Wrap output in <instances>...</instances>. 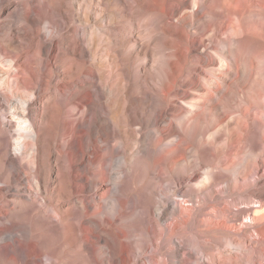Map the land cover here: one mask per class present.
I'll list each match as a JSON object with an SVG mask.
<instances>
[{
    "label": "bare ground",
    "instance_id": "1",
    "mask_svg": "<svg viewBox=\"0 0 264 264\" xmlns=\"http://www.w3.org/2000/svg\"><path fill=\"white\" fill-rule=\"evenodd\" d=\"M141 1L151 10L162 36L165 33L174 36L162 37L172 48L165 55L170 69L159 91L163 102L167 101L168 90L189 60L191 35L198 39L193 47L203 45L204 51L219 61V69L223 68L226 64L223 37L229 30L228 19L257 20L255 26L243 31L252 33L262 43L259 58L264 62V0H192L190 32L183 21L175 22L168 13L169 9L175 13L188 6L189 0ZM16 5L23 10H16ZM72 5V0H0V107L9 109L8 120L0 118V264H19L20 248L24 252L21 264H129L133 243L126 228L130 196L122 189L123 194L116 198L118 203L112 212L98 198L99 182L113 166L115 150L110 140L112 130L102 127L100 120L103 118L104 125L108 124L105 110L114 107L112 96L116 87L108 81L109 67H101L103 60L94 55L95 27L90 25L88 15L82 25L70 22L74 14ZM201 12L205 19L197 18ZM214 26L219 40L211 53L210 43L205 46V40L206 31ZM131 40L137 41L128 36L125 43ZM138 44L140 48L145 46L144 42ZM102 96L105 97L103 107ZM149 96L155 99L156 94L149 91ZM155 107L153 104L152 109ZM124 108L122 100L112 112L113 123L114 119L122 121ZM238 125L241 130L245 129L242 121ZM12 131H16L14 138ZM208 136L207 129L198 133L202 139ZM238 137V131L231 135L233 141ZM154 177L162 183L175 184L172 178L162 174ZM10 187L16 189L15 194H7ZM159 190L162 192V188ZM255 195L258 204L253 208L255 216L250 219L256 226L255 232L244 228V224L226 222L224 217L230 214L227 208H221L222 217L213 214V226L216 232L218 228L232 232L248 253L247 264H264V184ZM163 200V197L157 198L155 204L165 208ZM175 203L172 202L171 208ZM138 204L133 202L136 210ZM163 214L165 211L158 216ZM93 222L97 225L96 233L92 230ZM177 228L176 224L171 228L169 246L162 256L140 258L139 264H173L175 248L185 245L173 233ZM40 229L64 231V243L78 249L81 259L76 261L61 255L62 244L54 252L48 251L38 236ZM140 229L142 240L146 231L142 224ZM202 236L205 243L217 238L215 234ZM101 237L107 246L99 245ZM162 244L160 241V249ZM229 251L227 257L215 253L209 261L201 256L203 262L197 260L195 264H240V250Z\"/></svg>",
    "mask_w": 264,
    "mask_h": 264
},
{
    "label": "rangeland",
    "instance_id": "2",
    "mask_svg": "<svg viewBox=\"0 0 264 264\" xmlns=\"http://www.w3.org/2000/svg\"><path fill=\"white\" fill-rule=\"evenodd\" d=\"M72 1L74 14L70 22L82 25L83 18L89 16V23L97 33L94 55L103 60L101 67H109L108 81L116 87L112 96L114 107L105 110L108 124L104 125L103 118L100 120L102 127L112 130L110 140L115 150L114 164L107 177L99 182L98 198L112 212L118 203L116 198L123 194L122 189L130 196L126 228L133 243L129 264H139L140 258L162 256L169 246L167 240L174 224L178 228L173 233L185 245L175 248L173 264H195L197 260L201 263V256L209 261L215 253L227 257L231 249L240 250V264H247L248 253L232 232L225 228L216 232L213 214L222 217L221 208H227L230 214L224 217L226 222L244 224V228L255 232L256 226L250 221L258 204L255 192L264 184V62L259 58L262 43L243 30L251 29L257 20L247 17L226 20L229 30L223 37L226 64L222 69L218 67L219 61L204 51L203 45L193 47L198 39L191 35L189 60L163 102L159 91L170 69L165 55L172 48L162 37L174 36L168 33L162 36L151 10L141 0ZM166 5L169 7L170 3ZM191 5L189 0L188 6L175 13L168 8L169 16L175 22L183 21L189 32ZM17 9L23 10L16 5ZM197 18L205 19V14L201 12ZM128 36L135 37L136 43L133 40L125 43ZM51 39L54 41L55 37ZM217 40L215 26L209 28L205 46L210 43L211 53L217 48ZM139 42L145 43L144 48H140ZM149 91L156 94L155 99L149 96ZM104 100L102 96V107ZM122 100L125 104L122 121L114 119L113 123L112 112ZM8 113L9 109L0 107V118L5 122ZM238 121L245 124L244 130ZM201 129H207L206 139L198 137ZM234 131L239 133L235 141L231 139ZM12 133L14 138L16 131ZM158 174L172 178L175 184L162 183L154 177ZM15 193L13 187L7 189L8 195ZM161 197L165 208L155 204ZM173 201L176 203L171 208ZM133 202L139 203L137 210ZM162 211L165 214L159 217ZM139 224L146 231L142 240ZM92 230L97 231L94 222ZM24 231L26 234V227ZM37 233L48 251L54 252L62 244L61 255L76 261L81 259L78 249L64 243V231L40 229ZM204 234H215L217 238L205 243ZM160 241L164 242L161 249ZM99 245L107 246L103 237L99 238ZM23 258L20 248L19 264Z\"/></svg>",
    "mask_w": 264,
    "mask_h": 264
}]
</instances>
